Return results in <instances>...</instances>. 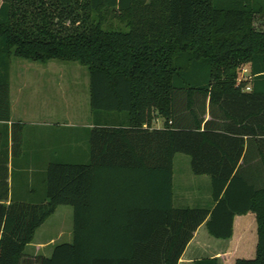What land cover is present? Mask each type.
<instances>
[{"label": "trees", "instance_id": "obj_1", "mask_svg": "<svg viewBox=\"0 0 264 264\" xmlns=\"http://www.w3.org/2000/svg\"><path fill=\"white\" fill-rule=\"evenodd\" d=\"M106 10L117 11L127 29L104 31ZM255 16L264 17V0H0V122L9 121L10 63L19 58L86 67L91 111L124 114L128 123L91 133L92 163H49L42 201L4 205L0 199V264H18L60 206L73 208V243L24 264H177L207 218L208 234L227 240L234 218L247 213L255 215L256 252L235 264H264V181L248 174L259 163L264 176V32L251 26ZM239 62L249 64V92L248 83L236 79ZM206 114L211 119L204 122ZM155 117L164 130L149 135L164 140L165 163H130L137 155L131 131L149 127ZM116 137L125 139L123 146L115 145ZM176 154L191 158L193 175L210 178L211 210L173 208ZM146 178L154 182L152 208L129 198L145 192ZM103 194L113 195L105 218L98 211ZM101 222L105 232L98 231ZM83 233L129 246L83 248ZM150 243L158 246L154 258H135L134 245Z\"/></svg>", "mask_w": 264, "mask_h": 264}, {"label": "crops", "instance_id": "obj_2", "mask_svg": "<svg viewBox=\"0 0 264 264\" xmlns=\"http://www.w3.org/2000/svg\"><path fill=\"white\" fill-rule=\"evenodd\" d=\"M53 61V60H52ZM29 62V61H28ZM50 62V61H48ZM39 63V64H47ZM36 63V62H34ZM10 79V78H9ZM10 81V80H9ZM245 91V90H244ZM249 92V91H246ZM9 103L10 116L8 122H0V199L2 204L9 205L11 200L20 202L37 203L44 199V190L35 188H27L25 180H18L15 191H12V169H18L17 173L23 176L25 173V163H41L43 167L49 163H69L75 165H88L92 163L91 158V133L99 131L100 129H127V118L120 113H98L91 121V113L89 119L84 122L75 124L67 122L66 124H53L48 120L42 122H29L24 118H14V110L11 104L10 87H9ZM25 111V110H24ZM23 114L26 115L24 112ZM209 114L204 115V122L210 120ZM19 124L21 127L13 130L12 125ZM155 130H164V121L159 117H155L151 125L147 127L142 126L141 129H133L130 133V141L132 148L137 155H130V163H165V144L164 140L160 141L157 135H149ZM97 138V147L99 145V137ZM246 141L247 138L243 137ZM116 146H123L125 139L116 137ZM248 143L244 146L247 149ZM252 149V148H251ZM161 151V153H159ZM178 154L174 155L172 160V203H178L180 206L174 209H204L211 210L213 207L211 197V182L207 175H200L194 177L187 176L186 189L181 190L178 181L174 179V160ZM184 155V154H182ZM187 156V155H185ZM179 159L178 163H191V158ZM243 163V158L239 164ZM246 166L242 165L241 170ZM191 169V167H190ZM192 173V171H191ZM6 174V179L4 175ZM205 176L208 179H205ZM138 179V178H137ZM136 179V180H137ZM141 181V180H140ZM145 192H134L130 195L133 201L146 202V207H153L155 204V196L153 193L152 180L145 179ZM159 184V183H158ZM182 191V193L180 192ZM205 192V193H202ZM191 192L190 195H185ZM185 193V195H184ZM6 194V195H5ZM204 194V195H203ZM116 196V195H114ZM190 196V197H188ZM113 195L103 194L98 199V211L101 217L109 214L108 210L111 207V200ZM116 198V197H114ZM121 198V197H120ZM128 198V197H126ZM186 199H191L190 204H186ZM163 197L161 203L163 204ZM70 207V206H69ZM57 210V209H56ZM56 212V211H55ZM54 212V213H55ZM71 225L68 224L66 234L61 231L57 240L53 238H45V223L49 217L35 232L33 240L24 247L22 252V259L31 261V259L49 258L54 248L61 244L71 245L74 241V212L71 207ZM54 215V214H53ZM52 215V216H53ZM207 218L194 232L193 238L185 247L177 264H194L195 261L215 259L217 264L229 263L235 264L238 259H253L256 252L257 240H250L240 236L234 238L235 229L242 234L256 231L255 216L253 213L236 216L233 223V235L230 239L221 240L211 237L206 229ZM105 222L99 223L98 231H106L107 226ZM107 225V224H106ZM86 232V231H85ZM105 234V233H104ZM86 233H83L82 247L91 248L98 247L99 249H108L111 247H128L123 241L113 239L106 236H98V239L86 238ZM66 236V242L57 244L63 241ZM221 240V241H219ZM132 246V243L130 244ZM136 252L135 258H154L155 248L154 243L134 245ZM152 251V253H149Z\"/></svg>", "mask_w": 264, "mask_h": 264}, {"label": "rangeland", "instance_id": "obj_3", "mask_svg": "<svg viewBox=\"0 0 264 264\" xmlns=\"http://www.w3.org/2000/svg\"><path fill=\"white\" fill-rule=\"evenodd\" d=\"M104 31H125L126 23L119 18L117 11L106 10L101 12ZM251 26L255 32H264V17L255 16L251 19ZM234 72L238 81L248 83L245 91H250V70L247 62H239L234 66ZM9 87L12 108L14 110V118L22 119L25 122H42L48 120L53 124H66L73 122L75 124L88 121L91 113V121L98 112H92L90 109V94H89V73L86 67L79 65L76 62H60L50 61L47 64H39L28 62L19 58H12L9 71ZM25 110V111H24ZM26 113L23 114V113ZM104 113V112H99ZM20 119V120H21ZM179 159L188 157L178 154L174 160V179L178 181L180 189H186L187 176L194 177L191 173L189 163H178ZM12 169V191H15L16 184L19 179L25 180L27 188H42L45 193L44 179L45 167L41 163H25V173L20 176L15 168ZM69 164V163H63ZM251 180L258 183H263V168L259 163H252L248 170ZM205 179H208L205 176ZM180 192V191H179ZM180 193L183 194L181 191ZM202 193H205L202 191ZM191 192L187 193L190 195ZM204 195V194H203ZM190 197V196H188ZM191 199H186V204H190ZM180 206L174 204V208ZM71 207L60 206L57 208L53 216L45 223V238H53L57 240L61 231L66 234L68 224L71 225ZM255 216V215H254ZM256 222V220H255ZM254 232L242 234L238 227L235 229L233 239L244 236L246 239L257 240V227ZM66 236L63 241L57 244L66 242ZM221 241V240H219ZM33 261V259H31ZM25 260L22 257L18 264H24ZM229 264V263H223Z\"/></svg>", "mask_w": 264, "mask_h": 264}]
</instances>
